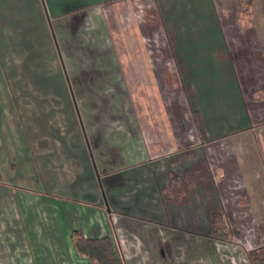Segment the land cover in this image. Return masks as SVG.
<instances>
[{
	"label": "rangeland",
	"instance_id": "obj_1",
	"mask_svg": "<svg viewBox=\"0 0 264 264\" xmlns=\"http://www.w3.org/2000/svg\"><path fill=\"white\" fill-rule=\"evenodd\" d=\"M246 1L119 0V63L155 64L157 80H160L158 75L162 74L159 72L161 66L168 67L171 77L166 78V85L164 83V109L159 106V98L156 96L149 100V104H133L129 94L120 88V82L118 87L115 79L108 83L110 87L107 92L112 90V95L107 96L103 89L101 93L100 88H93V94L84 98L79 84H84L86 79L91 83L94 81L89 77L94 75L89 71L91 66L114 63L105 54L104 41L100 39V34H95L94 26L91 28L92 33H88L86 25L77 26L74 19L64 20L60 24H54L51 20L49 28L57 30L60 25L61 30L59 42L57 41L59 52L56 50L54 56H51V51L43 48L40 43L44 31L37 22L30 24L28 38L25 34L23 39L19 37L21 47H27L25 50L29 53L28 58L23 57L24 61H20L22 70L16 65L20 56L10 57L11 65L0 67L1 118L5 113L6 125L18 131L12 135V139L17 140L20 134L21 137L26 134L27 142V154L22 163H17L16 172L11 169L13 163L6 167L3 165L4 188H0V209L11 204L12 209L22 213L27 226L30 224L34 231L41 232L40 240L59 238L58 240L64 241L61 226L67 222L68 214L65 209L74 207L78 212L75 221L82 223L85 216L82 215L80 205L94 204L100 207L107 202L114 204L115 194L126 191L125 186L124 190L118 187L119 181L125 178L123 174L119 175L117 172L107 178L100 173V178H94L93 173L91 176H80L78 173L72 180L68 179L66 164L63 163H76L78 168L85 166L86 170H89V163H106L102 161L105 159L107 163H137L136 160L141 157L140 152L134 153V158L132 155L127 157L130 154L127 149L131 147V151L134 150L131 146L133 138L129 137L127 140L123 137L125 133H121H129L132 129L126 113H133L135 108L140 112L151 113L155 126L163 127L165 124L166 128L171 127L173 143L180 144L182 150L191 151L188 154L184 151L185 155L182 156L176 154L171 157L172 163L169 164L174 173L184 174L186 170H180L185 164L183 162L190 158H202L200 151L204 150V159L211 175L210 179L202 171L204 176L198 177L195 188L198 190H192L188 206L171 204L172 212L162 223L164 227L161 230L155 224L150 231L136 229L135 225L130 229L140 235L150 236V244L153 246L150 250L154 252L152 264H250L248 252L264 245V239H260L255 231L257 226L264 224V166L261 165L262 160L260 163L250 162L256 173L244 181L239 175L237 163L234 162L231 145L237 144L238 147L243 146L246 149L255 144L256 151L261 145L258 152L264 155V120L249 119L250 113L243 114L241 90L232 84L230 70L222 73L221 77L218 76L219 73L217 76L214 74L216 71L209 73L214 76V81H211L213 83L222 79L225 92L229 96L227 93L222 94L217 85L201 93L199 87L202 84L198 76L206 86L205 81H208L205 72L199 75L189 70L183 74L178 71V62L183 61V56L184 59H194V63L199 64L200 59H196L191 50L201 47L211 50L215 40L227 30L242 32L241 20L245 18L243 11ZM169 4L170 7H167ZM219 17L221 25L217 23ZM15 28L20 32L23 25H16ZM223 38L227 39V36ZM111 42L112 38H109L108 44ZM37 46L42 50L39 56L36 55L39 51ZM17 47L14 44V48L19 49ZM204 54L207 56L205 51ZM212 64L213 61L211 69ZM100 83L97 81V84ZM188 85H194L191 91L188 90ZM99 94L101 96L96 97ZM207 99L213 102L217 100L215 109L220 116L223 115L220 118V136L216 139H211V134H208L209 138H203L196 125L195 111L202 109L201 103ZM256 99L259 100L260 96L257 95ZM112 100H119V103L108 104ZM204 108H208L207 105ZM161 114H164L165 120ZM158 115L161 117L157 118ZM222 119H226L225 125L229 122L230 132L224 128ZM207 123L211 128L210 118ZM110 129L114 135L117 133L115 130H119L118 139L125 143L124 152L119 153V145H114L109 135L103 149L96 146L99 135L107 134ZM235 132L247 134L235 140ZM183 133H187V137L191 136L188 138L191 140L185 141ZM252 134L256 142H251ZM196 143L200 151L192 150L191 146ZM121 154L124 155V162L119 159ZM259 155L261 159V154ZM36 160L40 162L39 171ZM56 163H62L58 170ZM146 171L148 170L145 168H136L131 175ZM4 194L10 195V201L6 200ZM68 197H74L77 204L61 199ZM130 201L131 198L125 203H131ZM219 209L225 210L228 222L233 227L232 242L211 239V216ZM26 210H32V216H26ZM141 218L146 222H158L156 217L143 215ZM141 222L137 220L138 225ZM45 225L58 228H54L52 232L44 228Z\"/></svg>",
	"mask_w": 264,
	"mask_h": 264
},
{
	"label": "crops",
	"instance_id": "obj_2",
	"mask_svg": "<svg viewBox=\"0 0 264 264\" xmlns=\"http://www.w3.org/2000/svg\"><path fill=\"white\" fill-rule=\"evenodd\" d=\"M167 7H170V4ZM250 11L252 13L249 15L246 13L243 14L245 18L241 20L243 24L242 32L237 33L227 30V32H224L223 35L215 40L211 50L206 47H201L200 49L191 50V52H194V55L200 59L199 64L195 65L194 71L199 73V75H201V73L204 74V72L207 73L205 75L208 81H205L207 86L202 83V89H200L201 93L207 90H205V87L209 89L217 85L218 90L221 91L222 94L227 93L228 95V92H225L222 79L215 82V84L211 82L214 76H211L209 73H214V71H216L214 74L216 75L219 73V75H217L221 77L222 73L230 70L233 80L232 84L234 87L237 85L241 90V95L243 97L242 103L244 105L243 114L250 113L251 118L248 116L247 118L259 121L264 120V0H252ZM69 19L77 21V26L86 25L88 33L91 32V28L94 26L95 34H100V39L104 41L103 48L105 47L107 51H105V54L111 57L114 62L91 66L89 71L93 72L94 75L89 77H91L90 80H94L92 82L93 84L89 79L84 80V84H79V87L83 90L84 98H89V95L93 94L91 91L93 88H100V92L101 89H103L104 94L107 96L112 95V90H110L111 92H107L108 87H110L108 83L115 79L118 87L120 82V88L129 94L133 104H149V100L156 96L159 98V106H161L162 109L165 108L166 99L164 98V86L168 82L166 78L170 79L171 77L168 67H165V65L161 66L162 68L159 69V72H162V74L158 75L160 80H157V67L155 64L143 62L132 64L119 63V0L111 2L103 0H0V67L11 65L10 57L20 56L16 65L22 70L23 57L28 58L29 53L25 50L27 47H21L19 37L23 39L25 34L28 38L29 25L36 22L40 25V29L44 31L40 43L43 48L45 47V49L51 51V56H54L56 50L57 53L59 52V44L57 41L59 42L61 30L60 25L57 30L49 28L50 21L52 20L54 24L55 22L60 24V22ZM217 23L219 25L222 24L220 17ZM16 25H23L24 31L20 29V32H17L15 28ZM225 36H227V39L223 38ZM109 38H112V42L108 44ZM14 44L18 45L17 48L19 49L14 48ZM138 44H140V42H138ZM37 49L39 51L36 52V55L39 56L42 50L39 46H37ZM203 50L207 56H205ZM211 61H213L211 66L212 69L210 68ZM198 80L202 81L200 76ZM97 81L101 83L97 84ZM72 89L73 88H71V92L73 91ZM100 94L96 95V97L101 96ZM59 95L60 94H58L57 99L60 98ZM257 95L260 96L259 100L256 99ZM73 98L75 100L74 96ZM217 102V100L213 102V100L207 99L201 103V118L203 120L206 119V133L207 135L211 134V139L219 137L221 130L220 124L222 122L220 118H222L223 115L220 116L215 109V103ZM109 103L118 104L119 100L108 101V104ZM169 104L172 105L171 103ZM209 104H211L210 107ZM206 105L210 109L204 108ZM126 115L132 129L129 133L123 131H121V133H125L124 135L127 134L126 136L123 135L127 140L129 137L133 138L134 141L131 146L134 152L131 151V147H129L127 150L130 154H127V157L132 155L134 158V153L140 152L141 157L136 160L138 161L137 163H107L105 159L102 161L106 163H89V170H86L85 166L84 168H78L76 163H63V165L66 164L68 179L72 180H74V176H77L78 173L80 176L86 174L87 176H91L93 173L94 178H100L99 175L102 173V177L109 178L119 172V175L123 174L125 178L119 181L118 187L124 190L123 186H125L126 191L115 194L116 198L113 199L114 204H109V202H107L104 206L100 207L94 204L87 206L80 205L82 215L85 216L82 223H77L75 221L77 220L76 217L78 212L74 207L65 209V213L68 214L67 222L61 226L63 235L65 236L64 241L58 240L59 238L55 240H40L41 232L34 231L30 224L27 226L22 217V213L20 211L18 212L15 208L12 209L11 204L0 209V264H93L88 258L81 256L76 251L71 239V234L75 230H81L84 236L88 238L109 237L114 244L116 252L123 259L124 264H152L154 252L150 250L153 247L150 244V236L146 234L140 235L138 232L130 229H133L132 226L134 225L136 229L141 228L145 231H150L154 224L160 227L158 230L164 227L162 223L166 221V218L170 217L172 202L166 201L162 195L161 189L164 185L170 183L171 171H173L169 164L172 163L171 157L176 154L182 156L191 151L182 150L180 144L177 142L173 143L171 127L166 128L165 124L163 127L155 126V121L152 122L154 117L151 113L140 112V110L134 108L133 113H126ZM161 115L163 116V120H165L164 114ZM160 117L161 116L158 115L157 118ZM209 118L211 121V128L209 124H207ZM4 120H6L5 113L3 118H1L0 115V188H4V184H2V169L13 163L11 169L12 171L14 170L13 172H16L18 170L17 163H22V159L27 154L26 134L23 135V137H21L22 134H20L19 138H16L18 141L12 139V135L14 133L17 134L18 131L8 127ZM145 120L146 122H144ZM168 120L171 122L169 118ZM222 120L225 125L224 120L226 119ZM104 126L107 128V125ZM225 126L224 128L230 129L229 122ZM108 131L107 134L104 133L103 135H99L100 137L96 146L103 149V147L107 145L106 138L109 135L111 136V142L116 146L119 145V153H122V151L124 152L123 145L125 143L122 139H118L120 138L119 130H115L117 132L115 135L111 132L113 131L112 129ZM230 131L231 130H229V132ZM234 134L236 135L233 138L237 140L240 138L239 136H244L247 133L237 134L235 132ZM182 135H184L183 139L185 141L191 140L188 139L191 136L187 137V133H183ZM256 141L253 135L251 142ZM255 146L254 144L251 148L244 149L243 146L238 147L237 144L231 145V150L234 152V162L237 163L239 175L244 181H246L247 178H252L254 173H256L253 171V165L249 164L250 162L256 161L260 163L262 160L263 163H261V165L263 164L264 166V155L262 152H258L261 150V145L258 151L255 150ZM191 147L192 150L200 149L197 143ZM184 151L186 152L184 153ZM200 153H202V158L187 159L186 162H183L185 164L180 170L182 169L183 171L189 168L193 170L199 168L200 173L204 171L206 176L211 179L207 163H205L206 166L202 163H198L205 158L204 150H201ZM259 154H261V159ZM257 155H259V157ZM17 158L19 159L18 161L16 160ZM119 159L124 162V155L121 154ZM36 163L39 171L40 166L38 163L40 162L36 160ZM32 164L35 165V163ZM32 164H30V167L31 171L34 173ZM61 164L62 163H56L57 170L61 167ZM136 168H145L148 171L142 174L139 172L137 175L132 176L131 172ZM41 176L39 172V177ZM215 195L220 200L217 193H215ZM4 196L7 201H10L9 194H4ZM129 198L132 199V201H130L131 203H125ZM61 199L77 204L74 197ZM124 205L128 206V210H126L127 208H125ZM129 205L131 207H129ZM25 212L26 216H32V210H26ZM143 215H147V217H156L158 218V222H146L141 218ZM35 216H38V214H35ZM137 220L142 221L139 224H143L144 226L138 225ZM44 228L53 232V229L58 227L45 225ZM211 239L216 240L213 238Z\"/></svg>",
	"mask_w": 264,
	"mask_h": 264
},
{
	"label": "trees",
	"instance_id": "obj_3",
	"mask_svg": "<svg viewBox=\"0 0 264 264\" xmlns=\"http://www.w3.org/2000/svg\"><path fill=\"white\" fill-rule=\"evenodd\" d=\"M251 3L252 0L246 1L243 13H246L247 15L252 13L250 11ZM194 61V59L193 61H191L188 58L186 60V58L184 59L183 56V61L180 60L178 62L179 71H181L182 74L188 70L191 72H195L194 65L196 64L194 63ZM200 83L202 84L203 81H201ZM192 86L188 85L187 88L189 91L192 90ZM199 89H202V86H200ZM206 89H208V87H205V90ZM195 112L196 125L199 129V133L202 135L203 138L206 136L208 137L206 133V119L203 120L201 118V109H198ZM198 163H202L203 165H205V163L207 162L205 159H202ZM199 176H202L199 172V168L193 170H186L184 174H176L171 171L170 183L164 185L161 189L163 197L166 199V201L172 202V204L175 203L181 206L188 205L192 198L191 192L195 188ZM210 222L212 227L211 238L226 242L233 241L234 230L228 222L227 214L224 209L216 210L211 216ZM255 231L260 239H264V224L257 226L255 228ZM71 239L73 241L76 251L81 256L88 258L89 261L93 264H124L123 259L116 252L114 244L109 237L88 238L84 236L81 230H75L71 234ZM247 256L250 264H264V245L250 250Z\"/></svg>",
	"mask_w": 264,
	"mask_h": 264
}]
</instances>
